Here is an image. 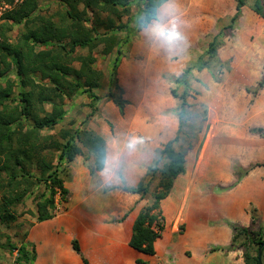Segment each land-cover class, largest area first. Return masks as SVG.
<instances>
[{"label": "trees", "instance_id": "trees-1", "mask_svg": "<svg viewBox=\"0 0 264 264\" xmlns=\"http://www.w3.org/2000/svg\"><path fill=\"white\" fill-rule=\"evenodd\" d=\"M53 1L59 4V10L44 16L38 13L39 0H0L10 7L0 16V223L5 227L19 221L23 214H19L17 208L29 198L36 205V213H32L36 223L55 219L58 205L67 204L70 196L60 168L74 163L78 157L84 158L91 176L99 174L104 179L111 176L108 175L113 169L108 166V146L112 139L104 131L102 135L96 133L95 130L102 128L94 125L90 134H85L81 128H62L55 132L68 116L67 103L78 97L87 96L91 100L92 112L83 125L100 116L99 104L103 98L96 91L104 89L106 77L96 67V53L114 56L104 97L108 114L116 117L104 119L112 133L133 103L123 85L121 68L128 58L133 35L123 20L130 15L134 0ZM172 1L142 0L144 9L137 20L136 31L159 23L161 6ZM245 7L247 0H236L231 24L213 38L205 55L176 78L177 87L184 88L181 95L177 89L172 90V96L179 101L176 136L161 142L145 177L138 184H124L120 169L116 175L119 186L109 190H121L145 200L151 191V181L158 179L152 203L143 205L132 228L129 245L140 253L156 255L155 244L163 238L167 226L162 204L170 197L177 180L187 174L188 154L201 152L210 127L209 112L204 104L196 107L197 119L190 120L191 109L195 107L188 101L192 93L190 80L194 71L203 72L212 66L231 69L230 62H223L218 51L224 47L225 39L235 34ZM251 9L258 19L264 20L262 0H256ZM262 23L258 21L259 25ZM16 27L20 28V33L13 41L10 34ZM263 90L264 68L256 88L247 92L254 100ZM250 134L264 139V127L252 128ZM88 135L90 139L86 138ZM183 136L189 142L185 150L178 151L176 145ZM259 166L263 165L235 166V182L217 190L234 189ZM132 212L109 221L122 223ZM251 215L250 227L230 225L234 236L229 247L213 248L212 252L242 250L244 264H260V248L262 257L264 255V229L254 231L253 227L260 220L256 209ZM49 235L52 236L51 231ZM54 236L51 239L57 241L58 237ZM240 238L243 241L237 245ZM71 246L82 264L92 263L79 240H73ZM15 251L20 264H36L35 246L11 245V252ZM108 260L109 264H115L111 257ZM136 264L148 263L138 259Z\"/></svg>", "mask_w": 264, "mask_h": 264}, {"label": "rangeland", "instance_id": "rangeland-1", "mask_svg": "<svg viewBox=\"0 0 264 264\" xmlns=\"http://www.w3.org/2000/svg\"><path fill=\"white\" fill-rule=\"evenodd\" d=\"M255 1L247 0V7L243 8V11H247L242 23H238L235 34L226 38L224 47L218 51L223 62H230L231 69L227 71L212 66L203 72L194 71L190 80L192 93L188 101L195 106L191 109L190 120L197 119L196 107L204 104L209 112L210 127L201 152L197 154L192 151L187 156V174L178 182L179 191H216L221 184H213L212 175L222 172L223 165L227 164H233L234 167L243 164L246 168L251 164H259L263 166L256 168L264 172V139L250 134V129L264 127V90L254 100L247 92L256 88L264 68V23L259 25L251 14L254 13L251 6ZM59 8L56 1L39 0L38 13L50 16ZM8 9L9 6L0 2V16ZM143 9L142 0H134L130 15L123 20L133 35L121 76L133 103L125 116L119 117L120 123L115 124L114 132L104 122L110 117L116 119L108 114L104 99L114 56L104 57L99 53L95 55L96 67L106 77L104 89L96 91L103 98L99 104L100 116L83 125L92 109L89 107L91 100L81 96L67 103L68 116L55 131L58 133L62 128H81L85 134H90L94 125L95 128H102L95 131L99 135L105 132L112 139L108 146V166L113 169L108 175L114 172V176L105 179L99 174L91 176L83 157H78L70 165L61 166V176L70 191L68 203L58 205L55 219L36 223L33 217L36 205L29 198L17 208L18 213L23 214L17 223L10 227L0 223V264H20L17 251L11 252V245L20 247L23 243L35 246L38 260L47 261L45 264H74L80 260L71 246L75 239L83 245L82 249L86 250L85 256L91 264H109L110 257L115 264H123L118 256H122V248L112 243L118 232L112 227L114 223L109 221L110 214L115 212V201L109 190L119 186L116 175L120 169L124 184L134 186L138 183L137 174L129 164L145 160L144 145L147 141L155 137L167 141L176 136L179 101L172 96V90L177 89L181 95L184 88L177 87L175 80L205 55L213 38L231 24L236 12V0H173L161 6L159 23L137 32V20L142 16ZM176 18L180 19V23L173 25L172 21ZM174 32L183 33L188 41L177 43L172 35ZM19 33L20 28L16 27L10 34L13 41ZM86 138L90 139L89 135ZM188 142L183 136L176 149L185 150ZM210 146L211 151L208 150ZM242 146L244 151H240ZM220 149L225 154L223 158ZM144 167L146 164L142 163L139 169ZM157 185L158 179L155 178L151 181L146 204L152 203V194ZM254 200L258 206L245 199V208L250 216L256 209L260 221L253 229L258 231L261 227L264 229V216L260 217L259 212L260 209L264 214V190L258 191ZM204 201L193 196L182 216L173 206L169 212L164 209V202L162 204L167 221L164 235L174 238V259L177 258L182 264H185V255L189 258L195 253L189 246H193L196 233L201 232L195 219L196 213L205 209ZM50 231L52 236L58 237L57 241L51 239ZM242 241L240 238L237 245ZM195 249L199 252V248ZM239 251L243 255V251ZM262 261L264 264V255Z\"/></svg>", "mask_w": 264, "mask_h": 264}, {"label": "crops", "instance_id": "crops-1", "mask_svg": "<svg viewBox=\"0 0 264 264\" xmlns=\"http://www.w3.org/2000/svg\"><path fill=\"white\" fill-rule=\"evenodd\" d=\"M246 11H243L242 18L239 21L240 24L245 17ZM251 14L256 19V21L262 20L264 23V20L261 18L258 19V16L255 13ZM161 142L162 141H160L157 137L153 138V140L147 141L144 145V149H146L144 150L146 154L145 160L143 162L129 164V167L135 170L137 174L138 183L145 177L147 166L153 162L155 152L159 148ZM208 150L211 151V146ZM209 151H207V154L209 153ZM240 151H244V146H242V150ZM220 155L223 158L222 155L225 154H223L222 151L220 152ZM142 163H145L146 167L140 170L139 167L142 165ZM223 166L224 168L222 172L212 175L214 180L212 183L218 185L221 184L220 186L225 188L229 187L230 185H232V183L235 182V173L233 164H227ZM111 176H114V173ZM183 177L184 176H181L177 180L170 197L166 201H164V209L166 208L170 212V208L173 206L175 210L178 211V214L182 216L189 204V200L193 196L205 200L203 202V204L205 205V209H201L200 211H198L196 213L197 217L195 219V223H197L198 228L201 230V232L196 233L193 246H189L190 250L192 252L194 251L195 253H192L191 257L189 258L185 255L183 263L244 264L243 255L239 250L232 252H212V247L220 248L229 247L231 245L234 232L230 225H239L244 227L250 226L251 216L246 211L245 199L251 200V203H254L258 206L254 199L256 198V194L258 191L264 190V172L262 170L259 171L257 168H255L250 173V175L247 176L238 186L228 191H218L216 188V191L207 190L197 193H194L190 190H177L178 182ZM245 189L247 191L243 194ZM111 193L113 194V199L115 201V212L113 214H110V220L117 216H124V214H126L127 212L133 211L124 222L112 225L115 232H118L116 239H114V242L112 243L115 246L122 248L123 252L122 256L118 255L120 261L123 264H136V261L138 259H141L148 264H182L177 261V258L174 259V255L176 256L174 251V238H169L166 235H164V238L156 242V255L154 256L145 255L130 247L129 242L132 237L133 224L143 205H146V200H143L139 195L128 194L121 190H113L111 191ZM259 212L261 213L260 217H263L264 214L260 209ZM195 247L199 248V252L196 251ZM39 262L42 261L38 260L37 258L36 264H39ZM46 262L47 261H44L42 262V264H45ZM74 264H82V262L81 260H79L77 263L74 262Z\"/></svg>", "mask_w": 264, "mask_h": 264}, {"label": "clouds", "instance_id": "clouds-1", "mask_svg": "<svg viewBox=\"0 0 264 264\" xmlns=\"http://www.w3.org/2000/svg\"><path fill=\"white\" fill-rule=\"evenodd\" d=\"M173 25H177L180 23V19L176 18L175 20L172 21ZM173 37L175 38L177 43H183V42H187L188 41V37L185 36L183 33L181 32H174L172 33ZM115 179V177H114Z\"/></svg>", "mask_w": 264, "mask_h": 264}, {"label": "water", "instance_id": "water-1", "mask_svg": "<svg viewBox=\"0 0 264 264\" xmlns=\"http://www.w3.org/2000/svg\"><path fill=\"white\" fill-rule=\"evenodd\" d=\"M262 247L264 248V243L262 244ZM259 263L263 264L262 263V249L261 248L259 249Z\"/></svg>", "mask_w": 264, "mask_h": 264}]
</instances>
